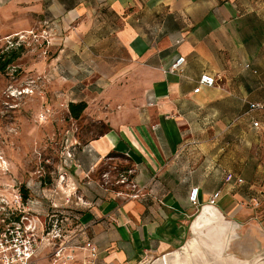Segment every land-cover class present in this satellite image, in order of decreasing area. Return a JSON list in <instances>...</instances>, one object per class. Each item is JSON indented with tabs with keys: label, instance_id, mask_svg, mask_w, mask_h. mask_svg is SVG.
I'll return each mask as SVG.
<instances>
[{
	"label": "crops",
	"instance_id": "obj_1",
	"mask_svg": "<svg viewBox=\"0 0 264 264\" xmlns=\"http://www.w3.org/2000/svg\"><path fill=\"white\" fill-rule=\"evenodd\" d=\"M8 13L19 29L41 14L47 25L73 26L67 45L88 42L85 71L100 78L113 109L103 117L110 129L75 151L65 175L86 207L79 231L97 245L98 264L171 254L156 264H264L225 255L240 228L264 248V211L246 207L264 198V132L253 127L264 112H250L264 103V0H0V21ZM178 57L182 72L168 73ZM204 74L217 84L195 94ZM250 152L261 160L253 176ZM116 153L132 163L137 198L108 199L91 177ZM229 174L244 183H227ZM194 188L198 207L189 201Z\"/></svg>",
	"mask_w": 264,
	"mask_h": 264
},
{
	"label": "rangeland",
	"instance_id": "obj_2",
	"mask_svg": "<svg viewBox=\"0 0 264 264\" xmlns=\"http://www.w3.org/2000/svg\"><path fill=\"white\" fill-rule=\"evenodd\" d=\"M43 16L39 15L31 28H16L13 13L0 21V56L3 61L13 59L4 71L0 67V229L18 220L36 230L40 236L38 254L42 264H47L48 254L75 238L79 214L86 208L77 198V189L70 191L66 186L69 161L77 149L110 129L103 117L113 109L102 98V87L95 85L100 78L85 71L88 42L77 38L69 47L67 37L75 28L67 31L60 23L47 25ZM92 41L89 36V43ZM77 45L86 46L79 52ZM79 102H85L87 109L76 120L70 115L69 104ZM253 160L261 162L250 152L246 156L249 176L254 174ZM236 164V159L230 160L232 172ZM132 174V163L113 154L91 177L108 199H128L136 191ZM20 197L21 203L17 201ZM257 202L249 201L246 207L257 213L264 211V198ZM198 209L197 215L202 208ZM43 228H51L62 237L53 242L52 237L43 236ZM237 233L225 255L250 262L261 257L264 261V248L248 242L242 228Z\"/></svg>",
	"mask_w": 264,
	"mask_h": 264
},
{
	"label": "built area",
	"instance_id": "obj_3",
	"mask_svg": "<svg viewBox=\"0 0 264 264\" xmlns=\"http://www.w3.org/2000/svg\"><path fill=\"white\" fill-rule=\"evenodd\" d=\"M186 63L184 57L176 58L169 70L170 74H180ZM217 84L215 77L204 74L198 81V86L194 90L195 94H199L203 88H211ZM264 112V103H253L250 105V112ZM253 127L256 130L264 132V124L260 122H254ZM236 181L238 184H243L242 179L235 180L232 174H229L226 178L227 183ZM136 189V186L133 185ZM138 193L131 195V198H137ZM222 198V192H216L209 200V205L216 207ZM19 203L22 202V198H18ZM189 201L193 206H199V188L191 190L189 195ZM256 205L258 203L256 202ZM15 216L16 213H12ZM12 223V224H11ZM5 229H0V264H42L43 258H40L38 251L39 234L36 230H31L27 226L22 225L18 220L11 221ZM43 236L54 240L62 237V234L51 230V228H43ZM83 231H79L75 238H72L60 247L54 249L53 254H48L46 257L47 264H98L99 252L97 245L89 238L83 236ZM50 242V239H49ZM52 247V244L49 245ZM76 254V256H75ZM79 256V258H77Z\"/></svg>",
	"mask_w": 264,
	"mask_h": 264
},
{
	"label": "trees",
	"instance_id": "obj_4",
	"mask_svg": "<svg viewBox=\"0 0 264 264\" xmlns=\"http://www.w3.org/2000/svg\"><path fill=\"white\" fill-rule=\"evenodd\" d=\"M12 62H13V59L8 60V61H3L1 56H0V67H1V70L4 71ZM86 109H87V104L85 102L70 103L69 104L70 115H71V117L73 119H76V120H78L82 116V114L85 112ZM111 155H113V154H111ZM116 155H120V156L126 157V156H124L122 154H117L116 153ZM126 158L129 160L128 157H126ZM25 198H26V196H25Z\"/></svg>",
	"mask_w": 264,
	"mask_h": 264
},
{
	"label": "bare ground",
	"instance_id": "obj_5",
	"mask_svg": "<svg viewBox=\"0 0 264 264\" xmlns=\"http://www.w3.org/2000/svg\"><path fill=\"white\" fill-rule=\"evenodd\" d=\"M205 212V210H203L202 211V213H204ZM211 215V214H210ZM208 216V215H207ZM210 217V216H209ZM203 221V220H202ZM210 223H211V221H210ZM199 224V223H198ZM212 225V224H211ZM216 226V225H215ZM221 227V226H220ZM231 228V227H230ZM215 229V228H214ZM218 229V228H217ZM224 230V229H223ZM227 230V229H226ZM225 231V230H224ZM212 232V231H211ZM210 233V232H209ZM224 234V233H223ZM201 235V234H200ZM211 236V235H210ZM220 236V235H219ZM228 236V235H227ZM207 237V236H206ZM225 238V237H224ZM213 239V238H212ZM219 240V239H218ZM209 241V240H208ZM222 241V240H221ZM216 243V242H215ZM220 243V242H219ZM226 247V246H225ZM210 249V248H209ZM214 252V251H213ZM208 253V252H207ZM212 253V252H211ZM217 253V252H216ZM210 255V254H209ZM217 256V255H216ZM179 257H180V255H179ZM190 258V257H189ZM174 259V258H173ZM200 260V259H199ZM183 261V260H182ZM202 261V260H201ZM188 262V261H187ZM209 262V261H208ZM184 263V262H183ZM191 263V262H190ZM198 264V263H197Z\"/></svg>",
	"mask_w": 264,
	"mask_h": 264
},
{
	"label": "water",
	"instance_id": "obj_6",
	"mask_svg": "<svg viewBox=\"0 0 264 264\" xmlns=\"http://www.w3.org/2000/svg\"><path fill=\"white\" fill-rule=\"evenodd\" d=\"M210 207H212V206H210ZM212 208H214V207H212ZM202 211H203V209H202ZM202 211H201V213H202ZM172 255V254H171ZM171 255H168V256H171ZM168 256H163V257H161V258H163V259H165V257H168ZM161 258H159V259H161ZM159 259L158 260H156L155 262H153L152 264H156L158 261H159Z\"/></svg>",
	"mask_w": 264,
	"mask_h": 264
}]
</instances>
